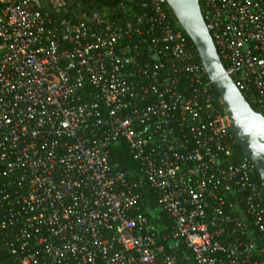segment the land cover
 <instances>
[{"label": "built area", "instance_id": "1", "mask_svg": "<svg viewBox=\"0 0 264 264\" xmlns=\"http://www.w3.org/2000/svg\"><path fill=\"white\" fill-rule=\"evenodd\" d=\"M63 18L0 0V231L20 264H178L125 142L193 264H264V190L166 0ZM227 74L264 115V0H199ZM171 237V236H170Z\"/></svg>", "mask_w": 264, "mask_h": 264}, {"label": "water", "instance_id": "2", "mask_svg": "<svg viewBox=\"0 0 264 264\" xmlns=\"http://www.w3.org/2000/svg\"><path fill=\"white\" fill-rule=\"evenodd\" d=\"M194 45L203 68L229 117L240 149L255 166L264 190V115L254 110L227 74L204 20L199 0H166Z\"/></svg>", "mask_w": 264, "mask_h": 264}, {"label": "trees", "instance_id": "3", "mask_svg": "<svg viewBox=\"0 0 264 264\" xmlns=\"http://www.w3.org/2000/svg\"><path fill=\"white\" fill-rule=\"evenodd\" d=\"M136 1L137 0H133V3ZM125 2L129 3L128 0H72L71 7L64 15H62V17L77 20L82 18V16L87 15L89 18H92L93 16L100 15L105 11L114 10L119 7L120 4ZM179 29L182 30L181 27H179ZM191 49L194 53V62L200 63V58L193 44ZM252 107L254 110L258 111L255 105H252ZM236 150L239 154H243V151L239 146H236ZM110 156L112 163L120 165L125 171H127L133 182L144 181L143 185L139 189L143 196L141 207L149 220L156 224V233L160 236L159 243L164 244L171 254L178 252V264H193L187 260V256H189L190 253L185 248L183 242L172 237L174 222L159 208L156 194L144 179V176L140 173L139 166L137 162L133 160L127 144L125 142H121L115 145L111 149ZM2 181L3 180L0 177V184ZM2 216L3 213L0 208V221ZM0 264H20L17 258L7 249L6 240L4 239L2 231H0Z\"/></svg>", "mask_w": 264, "mask_h": 264}]
</instances>
